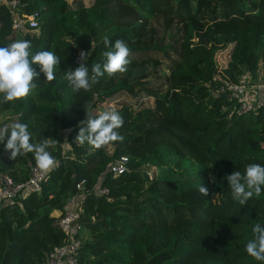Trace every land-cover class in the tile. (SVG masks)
<instances>
[{"label": "trees", "instance_id": "1", "mask_svg": "<svg viewBox=\"0 0 264 264\" xmlns=\"http://www.w3.org/2000/svg\"><path fill=\"white\" fill-rule=\"evenodd\" d=\"M11 1L0 0V47L27 39L60 62L53 81L41 74L37 89L0 103V112L27 123L31 142L57 143L40 190L0 201V264H38L60 245L66 234L53 211L64 213L76 192L85 235L77 264H264L245 249L253 226H264V190L242 206L225 178L264 165V99L238 112L239 100L220 90L245 73L264 81V0H15L19 15L37 14L38 27L23 32L13 27ZM104 35L129 46L127 71L73 92L64 72L85 51L91 75L107 50ZM106 101L124 119L123 140L78 145L84 105L99 113ZM120 156L127 168L113 175L108 164ZM35 165L32 153L12 160L0 143V173L13 182Z\"/></svg>", "mask_w": 264, "mask_h": 264}, {"label": "clouds", "instance_id": "2", "mask_svg": "<svg viewBox=\"0 0 264 264\" xmlns=\"http://www.w3.org/2000/svg\"><path fill=\"white\" fill-rule=\"evenodd\" d=\"M105 48L102 53L103 62H94L90 69L86 61L89 53L80 52L79 66L75 69L68 68L63 76L70 84L73 92L80 90L90 91L94 83L105 74L113 76L116 73L127 71L131 63L130 48L121 39L115 42L108 35L102 37ZM33 44L27 39H16L0 47V103H7L27 97L38 88L41 74L45 81L55 79V69L60 62V57L52 50L32 51ZM37 68L39 71H37ZM86 118L79 122V132L75 137L78 145L86 142L96 148L110 143L122 141L118 129L124 124L123 117L115 109L94 112L90 106L84 105ZM29 125L20 121L5 122L0 124V143L4 144L10 159L16 160L18 156L32 153L36 165L47 172L56 166V160L48 151L55 149L57 140L43 139L40 143H33ZM264 147V145H261ZM231 189V197L240 205H245L264 190V165L249 163L244 171H233L225 177ZM200 194L209 195V189L203 184L199 186ZM253 238L245 245L248 255L256 261L264 262V226L257 223L252 228Z\"/></svg>", "mask_w": 264, "mask_h": 264}, {"label": "built area", "instance_id": "3", "mask_svg": "<svg viewBox=\"0 0 264 264\" xmlns=\"http://www.w3.org/2000/svg\"><path fill=\"white\" fill-rule=\"evenodd\" d=\"M10 4L14 28L23 32L38 27L36 13L19 15L15 9L16 1L12 0ZM75 60H79V57H76ZM220 90H227L229 95L236 97L240 102L238 112H244L254 109L255 105L263 100L259 101L261 93H264V81H252L250 76L245 73L237 82H227L221 85ZM126 168V156H120L108 164V171L113 175L122 173ZM47 173L48 171L45 172L35 165L31 168L28 179L18 183L0 173V201L14 197L25 189L40 190V184ZM75 187L81 190L83 188L82 182L76 183ZM97 190L100 193L107 192L105 188L97 187ZM80 203L79 192H76L68 197L64 206L65 212L56 214V223L65 232V239L60 245L49 251L38 264H77L78 250L82 241L80 225L76 222Z\"/></svg>", "mask_w": 264, "mask_h": 264}, {"label": "rangeland", "instance_id": "4", "mask_svg": "<svg viewBox=\"0 0 264 264\" xmlns=\"http://www.w3.org/2000/svg\"><path fill=\"white\" fill-rule=\"evenodd\" d=\"M227 48L224 49V50H221L219 51L217 54H216V60L219 64H222L224 63V61L226 60L225 58V52H226ZM116 104L115 103H112V102H103L101 104H99L98 106L104 110H109L111 108H113ZM14 116L13 114L10 112V111H3V112H0V124H3L5 122H8L10 119H12ZM108 150H111V147L108 146ZM144 169L147 173V175L149 176H152V175H155L156 173V168L155 166H152V165H146L144 166ZM84 233L82 232V239L84 238Z\"/></svg>", "mask_w": 264, "mask_h": 264}, {"label": "crops", "instance_id": "5", "mask_svg": "<svg viewBox=\"0 0 264 264\" xmlns=\"http://www.w3.org/2000/svg\"><path fill=\"white\" fill-rule=\"evenodd\" d=\"M261 99H264V93H261L259 101H261ZM58 213V211H53V214L56 215Z\"/></svg>", "mask_w": 264, "mask_h": 264}]
</instances>
